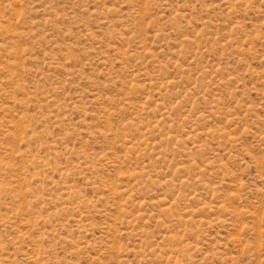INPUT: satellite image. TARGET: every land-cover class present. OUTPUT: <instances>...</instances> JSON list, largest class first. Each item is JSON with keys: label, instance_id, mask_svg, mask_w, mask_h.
Returning <instances> with one entry per match:
<instances>
[{"label": "rangeland", "instance_id": "obj_1", "mask_svg": "<svg viewBox=\"0 0 264 264\" xmlns=\"http://www.w3.org/2000/svg\"><path fill=\"white\" fill-rule=\"evenodd\" d=\"M0 264H264V0H0Z\"/></svg>", "mask_w": 264, "mask_h": 264}]
</instances>
